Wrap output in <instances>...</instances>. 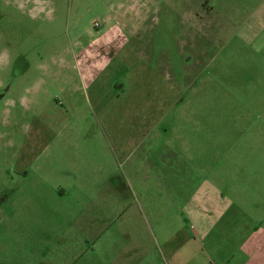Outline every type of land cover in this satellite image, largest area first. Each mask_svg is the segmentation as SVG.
<instances>
[{
	"label": "rangeland",
	"instance_id": "rangeland-1",
	"mask_svg": "<svg viewBox=\"0 0 264 264\" xmlns=\"http://www.w3.org/2000/svg\"><path fill=\"white\" fill-rule=\"evenodd\" d=\"M207 182L241 203L200 244L264 264V0H0V264L154 259Z\"/></svg>",
	"mask_w": 264,
	"mask_h": 264
},
{
	"label": "crops",
	"instance_id": "crops-1",
	"mask_svg": "<svg viewBox=\"0 0 264 264\" xmlns=\"http://www.w3.org/2000/svg\"><path fill=\"white\" fill-rule=\"evenodd\" d=\"M129 141L132 142L135 148L139 149L140 144L138 143L135 145L137 142L135 138H132ZM175 156L178 157L177 152H175ZM177 184L179 189L183 188L182 183ZM191 189L194 190L192 197L187 200V202L181 207L180 211L178 210L175 220H177L176 229L178 227L181 228V220L185 222L183 218V213L185 211L187 219L186 222H189V224L192 223L193 225L191 226H195L197 230L196 235L192 234V236L188 235L183 237L177 233L178 231H168V229H166L167 225L160 226L158 232L160 240H157L158 254H156V258L152 259L151 248L148 244L149 238L146 239V237L139 235L138 238L140 241L138 244H136V235L133 233V231L131 234L129 230H124L123 233L120 231H115L114 235L118 234L120 236L124 234L128 239L130 238V240H132V244L115 248L112 251L113 256H111V259H108L107 261L99 260V264H225V262L222 261L218 256L219 253L214 252L213 254H209L207 251H205V248H203L200 242L206 240L214 232L216 225L231 212L232 205H234L236 202L241 203V200L239 198H233L230 195H226L219 188L215 187V185L208 182L202 187L197 186L195 188L192 187ZM110 199L114 203H117V200L114 197ZM242 201L244 204L249 201L252 205L255 204L252 203V200H248L247 198L242 199ZM113 210L114 209H111L110 213ZM255 211L258 212L259 218L256 222L260 221L259 225H261L263 223V211H260V209L257 208ZM179 215L182 217V219L179 217ZM116 217V213L111 214L112 220ZM144 217H146V223L148 222V225H150L148 216L144 215ZM149 230V234L152 236L153 232L151 226H149ZM153 235L155 238H157V233H154ZM180 236L181 238H178ZM257 248L259 251L263 250L262 246ZM50 249H54V247L51 245L47 246V250ZM89 252L95 253V249L88 247L86 250H82L80 255H78V257H76L74 260L73 264H82V260ZM222 253H224V251ZM262 258L264 261V257ZM228 264H230L229 261Z\"/></svg>",
	"mask_w": 264,
	"mask_h": 264
}]
</instances>
